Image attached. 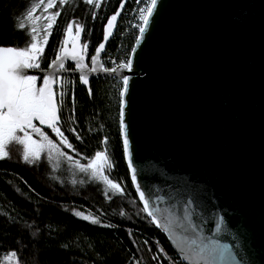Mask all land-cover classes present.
I'll return each instance as SVG.
<instances>
[{
	"label": "water",
	"instance_id": "water-1",
	"mask_svg": "<svg viewBox=\"0 0 264 264\" xmlns=\"http://www.w3.org/2000/svg\"><path fill=\"white\" fill-rule=\"evenodd\" d=\"M128 1L119 2L107 40L113 15L104 24L95 66L83 54L82 69L68 56L63 64L76 69L57 63L26 74H83L85 86L98 76H128L135 182L124 157L142 208L137 185L156 215L144 211L153 226L184 264H194L184 257L202 245L222 253L217 264H264V0H158L133 44V68L105 71L101 58ZM75 47L82 51L80 38Z\"/></svg>",
	"mask_w": 264,
	"mask_h": 264
},
{
	"label": "trees",
	"instance_id": "trees-1",
	"mask_svg": "<svg viewBox=\"0 0 264 264\" xmlns=\"http://www.w3.org/2000/svg\"><path fill=\"white\" fill-rule=\"evenodd\" d=\"M120 1L94 0L89 4L69 0L63 4L48 30V42L38 60L40 68L58 53L70 19L82 25L87 58L91 57L102 40L104 24ZM149 1L127 2L102 55L103 64L108 53L119 61L123 51H131L138 35L135 9ZM39 2L0 0V46L23 48L28 44L29 26L23 20L25 29H18L21 21L17 17ZM122 90V80L102 76L92 78L88 86L71 76L55 87L57 126L67 139L68 153L84 164L95 152H104L108 161L105 172L122 192L106 195L102 185L91 179L75 188V179L66 167L54 170L46 160L0 159V264L12 252L16 264H184L165 235L153 226L133 188L120 131ZM91 218L99 223H91Z\"/></svg>",
	"mask_w": 264,
	"mask_h": 264
},
{
	"label": "snow or ice",
	"instance_id": "snow-or-ice-1",
	"mask_svg": "<svg viewBox=\"0 0 264 264\" xmlns=\"http://www.w3.org/2000/svg\"><path fill=\"white\" fill-rule=\"evenodd\" d=\"M65 0H60V3H64ZM87 3L91 4L94 0H86ZM158 0H150L145 8L140 9V20L142 24L139 25L140 35L136 38L137 45L140 44L144 37L145 32L148 30V25L150 19L157 8ZM55 0H48V3L44 6L45 10L52 8ZM40 4H43V0H40ZM39 5L32 6L31 10L26 11L23 17H17L19 22L16 27L20 30L25 29V23L23 20H32L35 8ZM99 6V5H97ZM55 15H59L56 13ZM119 13L113 15L109 20L108 24L104 29V39L107 40L110 34V30L114 26V22L117 19ZM36 19H39L37 17ZM49 23L47 25L48 29H51L52 23L55 21V16L47 17ZM72 24L68 25L67 32L68 36L71 37ZM77 36L79 37L80 26L77 25ZM37 30L32 27L30 30L31 43L27 44L25 47H7L0 46V159H5L9 157V153L6 150V146L11 142H16L24 147L23 159L26 162H31L32 159H39L41 152L43 151L45 145L42 141H47L49 148H56L57 146L52 143L48 137L41 132L39 128L33 123V121H38L41 125H47L52 129L58 136L62 137V142L67 143V139L63 137V133L57 126L59 123L58 116V104L56 100V95L53 90V84L55 80L52 75L45 74L43 76V84L37 86V76L27 75V69L39 68L40 64L38 58L44 51V45L47 44V35L44 36L43 43L37 40ZM85 49L87 45L83 46ZM104 48V44L101 43L99 47L96 48V53L99 54ZM132 52H136V48L132 49ZM70 56L71 59L77 61V68L82 69L83 64V53L82 51H77L74 46L69 51L68 49L63 50V55H57L56 59L52 61L49 67H53L57 63L63 68V61L66 57ZM92 64L95 66L97 63V56H92ZM119 68L129 69L133 68V59L129 57L126 62H121L118 66ZM95 67L91 71H95ZM105 71L115 72L116 69H104ZM80 79L82 82L87 83V77L81 75ZM129 87V77H123V90L120 92V131L123 134V150L124 155L128 158V167L132 169V180L136 181V170L132 168V156L130 152L129 136H128V126L125 123V109L126 100L124 99ZM89 95H91V90H89ZM63 93H61V98ZM62 103V99H61ZM31 130V132L29 131ZM74 131V130H73ZM32 132L38 133L42 141H37L32 138ZM18 133H23V135H18ZM79 138V137H77ZM106 143V138H105ZM68 147H72L68 144ZM107 159L104 152L97 151L95 156L86 165H80L82 171L91 170L93 176L102 174ZM110 166V165H109ZM106 184L114 191L122 192L120 185L114 183L107 176H103ZM137 191L140 195V200L144 201V211L148 212V215L156 221V215L153 211H149V202L145 199L144 192L140 191L139 185H137ZM76 215H82L81 213H75ZM83 219H89L88 216H83ZM91 223H99L96 218H91ZM219 229V225L217 226ZM9 255L15 257L16 253L12 252ZM217 255H222L215 247L202 245L185 256L184 259H188L194 262V264H217Z\"/></svg>",
	"mask_w": 264,
	"mask_h": 264
},
{
	"label": "rangeland",
	"instance_id": "rangeland-1",
	"mask_svg": "<svg viewBox=\"0 0 264 264\" xmlns=\"http://www.w3.org/2000/svg\"><path fill=\"white\" fill-rule=\"evenodd\" d=\"M56 1V0H55ZM67 1L69 0H65V2L63 4H65ZM150 2V1H149ZM48 3V0H43V4L37 3V5H39L38 10L35 8V11L33 13V19L32 20H26V24L29 26V29L31 30L32 27H35L37 30V40L40 43H43L44 40V36L47 34L48 32V28L47 25L49 23L47 17L48 16H55L56 17V13L58 12L59 8L63 5L62 3H60V0H58V2L56 3V6L53 8H49L47 10H45V5ZM143 8H145L147 6V3H143L142 5H144ZM37 17H39V19H36ZM72 24V29H71V37L68 36V32H67V28L68 25ZM77 25H81L77 19H70L68 20V22L65 25V28L63 30V34L65 33V35L68 37V40L73 41L74 38H76L77 36ZM31 43V38L30 41L28 42V44ZM39 60V58H38ZM40 64V63H39ZM38 78V77H37ZM39 83L42 85L43 84V79H39L37 80V86H39ZM37 128H39L41 130V132H43L49 140L52 141L53 144H55L57 147L56 148H49L47 141H42L41 136L38 133L32 132V138L34 140L37 141H42L45 145L43 151L40 154L39 159H32L30 157V161H38V160H46L47 162L50 163V166L53 167L54 170H57L59 167H66L68 173L71 172V179H75L77 175H86L87 177H89V179L91 180H95L96 182H99L104 190V194L108 195L109 193H114L117 191L112 190L104 181L103 176H107L105 170L107 167V163L104 166L103 172L102 174H99L97 176H93L91 173V170L88 171H82L80 168V165H86L88 162L86 163H79L78 160H76L72 155H70L68 153L67 150V144L62 142V137L58 136L55 132L52 131V129H44L39 127V125H36ZM29 131L31 132V130L29 129ZM18 135H23V133H18ZM6 150L9 153V156H16V157H20L21 159H23V151H24V147L23 145L16 143V142H11L6 146ZM24 160V159H23ZM108 177V176H107ZM110 179V178H108ZM112 181V180H111ZM2 264H16L15 258L9 254H6L3 257V262Z\"/></svg>",
	"mask_w": 264,
	"mask_h": 264
},
{
	"label": "flooded vegetation",
	"instance_id": "flooded-vegetation-1",
	"mask_svg": "<svg viewBox=\"0 0 264 264\" xmlns=\"http://www.w3.org/2000/svg\"><path fill=\"white\" fill-rule=\"evenodd\" d=\"M56 3H57V1H55V3L53 4V9H54V7L56 6ZM61 12V9H59L58 10V12L57 13H60ZM80 23V22H79ZM80 33H79V37L78 38H80V45H81V48H82V52H83V54L85 55V58H86V61H87V63L88 64H90V61H91V58H92V56L91 57H89L88 56V58H87V55L88 54H86V52H87V50H88V47L85 49L83 46L86 44L87 45V42H84L83 40H84V38H83V35H82V30H83V28H82V25H80ZM48 33V32H47ZM47 35V34H46ZM77 38H75V40H76ZM74 43V40L73 41H70V40H68V37L65 35V33L63 34V39H62V42H60L59 43V51H58V53L55 55V56H53L54 58L49 62V64H47V65H43L41 68L39 67L38 69H48L49 68V65L52 63V61L56 58V56L58 55V54H61V52H62V50L64 49V48H68V47H70L72 44ZM45 46V45H44ZM45 64V63H44ZM64 66H63V68H61V67H59V70H74V69H76V66H75V64H73V63H71V62H66V63H64L63 64ZM71 76H76V75H56V77L54 78V80H55V83H54V92H55V87H56V85L61 81V80H63V78H68V77H71ZM39 79H43V76H37ZM77 77H79V76H77ZM79 79H80V77H79ZM41 84L39 83V86H40ZM56 95V94H55ZM56 99H57V97H56ZM35 125H39L38 124V122L37 121H34L33 122ZM39 127H41V128H44V129H48L47 127H43V126H40L39 125ZM108 164V163H107ZM84 180H87L86 181V183H89V177H87L86 175H77L76 176V178H75V188H78V186L81 184V182H83ZM93 181H95V180H93Z\"/></svg>",
	"mask_w": 264,
	"mask_h": 264
},
{
	"label": "built area",
	"instance_id": "built-area-1",
	"mask_svg": "<svg viewBox=\"0 0 264 264\" xmlns=\"http://www.w3.org/2000/svg\"><path fill=\"white\" fill-rule=\"evenodd\" d=\"M143 6H145V4L139 6L138 8L135 9L136 16L134 19V26H136V27L138 26L137 27L138 34H139V25L142 24V21L140 20V9H142ZM137 36H136V38H137ZM131 50H132V48H131ZM130 54H131V51L130 52L123 51V54L120 55L121 59L119 61H117L111 53H108L105 56V59H104L105 64L102 63V67L105 69H113V68L117 67L121 62H126L127 59L130 57Z\"/></svg>",
	"mask_w": 264,
	"mask_h": 264
},
{
	"label": "bare ground",
	"instance_id": "bare-ground-1",
	"mask_svg": "<svg viewBox=\"0 0 264 264\" xmlns=\"http://www.w3.org/2000/svg\"><path fill=\"white\" fill-rule=\"evenodd\" d=\"M131 10V9H130Z\"/></svg>",
	"mask_w": 264,
	"mask_h": 264
}]
</instances>
